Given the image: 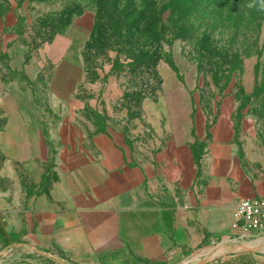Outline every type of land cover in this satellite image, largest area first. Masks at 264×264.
<instances>
[{
  "label": "rangeland",
  "instance_id": "obj_1",
  "mask_svg": "<svg viewBox=\"0 0 264 264\" xmlns=\"http://www.w3.org/2000/svg\"><path fill=\"white\" fill-rule=\"evenodd\" d=\"M224 115L230 166L257 172L264 0H0V212L13 240L0 238V264L46 262L21 251L51 209L153 193L168 143L204 168ZM263 236L230 231L199 253Z\"/></svg>",
  "mask_w": 264,
  "mask_h": 264
},
{
  "label": "crops",
  "instance_id": "obj_2",
  "mask_svg": "<svg viewBox=\"0 0 264 264\" xmlns=\"http://www.w3.org/2000/svg\"><path fill=\"white\" fill-rule=\"evenodd\" d=\"M224 116L215 126L219 150L207 152L204 168L185 145L168 143L159 154L162 174L153 193L122 207L51 209L37 217V230L28 236L33 244H22L21 251L46 262L5 264H264V236L251 241H260L261 248L204 260L199 253L206 239L231 231L242 200L264 195V159L257 172L230 166L222 145L229 131ZM0 225L6 232L2 243L11 246L2 212Z\"/></svg>",
  "mask_w": 264,
  "mask_h": 264
},
{
  "label": "built area",
  "instance_id": "obj_3",
  "mask_svg": "<svg viewBox=\"0 0 264 264\" xmlns=\"http://www.w3.org/2000/svg\"><path fill=\"white\" fill-rule=\"evenodd\" d=\"M231 232L242 237L264 234V195L240 202Z\"/></svg>",
  "mask_w": 264,
  "mask_h": 264
},
{
  "label": "bare ground",
  "instance_id": "obj_4",
  "mask_svg": "<svg viewBox=\"0 0 264 264\" xmlns=\"http://www.w3.org/2000/svg\"><path fill=\"white\" fill-rule=\"evenodd\" d=\"M237 247H245V248H250V247H258L261 248V242L257 241V242H243L241 246H237ZM229 248H231V246H227L223 243L219 244L217 247L210 249V251L214 250V254L218 255L221 254L222 252H226L227 250H229ZM264 251V250H263Z\"/></svg>",
  "mask_w": 264,
  "mask_h": 264
},
{
  "label": "trees",
  "instance_id": "obj_5",
  "mask_svg": "<svg viewBox=\"0 0 264 264\" xmlns=\"http://www.w3.org/2000/svg\"><path fill=\"white\" fill-rule=\"evenodd\" d=\"M0 236H3V237L6 236V232L4 230V226H1V225H0Z\"/></svg>",
  "mask_w": 264,
  "mask_h": 264
}]
</instances>
